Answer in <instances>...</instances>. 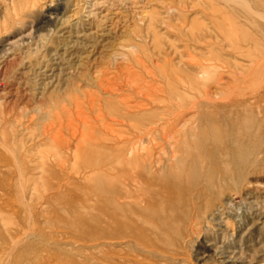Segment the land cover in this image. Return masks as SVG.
<instances>
[{
  "label": "rangeland",
  "instance_id": "obj_1",
  "mask_svg": "<svg viewBox=\"0 0 264 264\" xmlns=\"http://www.w3.org/2000/svg\"><path fill=\"white\" fill-rule=\"evenodd\" d=\"M173 159L211 192L194 239L111 246L109 214L144 195L123 161L149 178ZM214 204L231 213L212 250ZM121 262L264 264V0H0V264Z\"/></svg>",
  "mask_w": 264,
  "mask_h": 264
},
{
  "label": "bare ground",
  "instance_id": "obj_2",
  "mask_svg": "<svg viewBox=\"0 0 264 264\" xmlns=\"http://www.w3.org/2000/svg\"><path fill=\"white\" fill-rule=\"evenodd\" d=\"M56 9V11H58L59 8ZM51 21V13L48 12L47 15L43 13L41 14L38 25H43L46 22ZM69 34L71 35V32H67L65 35ZM74 47H77L76 44ZM148 96L154 98L150 93ZM140 131L141 130L139 129L138 132L140 133ZM141 150L143 151L144 149L141 147ZM131 152L129 153V157L131 156ZM133 153L134 155L132 158L137 159L139 156L137 151H134ZM146 153L147 152H144V154ZM151 157L152 156L150 155V158ZM140 159H143V156ZM178 164L179 163L176 164L173 159V161L171 160L167 166L162 165L160 167L158 171H160L161 176L159 174H153V171H149L148 175H150V177L148 178V176L144 174V168L141 167L140 164L133 163L131 165V163H124L123 161L120 179H122V182L125 185L133 187L138 194L144 195L139 197L137 204H135L137 211L127 212L125 216L109 214L112 220L110 227H113V231H111V233L108 235L109 239L113 240L111 246L122 247L123 244H128L133 247V245L138 244L143 248L142 252L146 256L156 257L155 255H158L157 257L161 258L163 256V258H167L171 255L166 250L168 246H173L175 248L181 247V249H183L185 244L191 242L194 239L196 233H198L196 226L201 222L199 214L200 210H202V206H200L201 204L199 202L201 200H207V195L210 190L207 189V186L203 187L206 184L200 185L197 184V182L192 183L189 181V177L186 175V172H189L192 167H182L181 164ZM163 174L165 176H163ZM167 174H173L175 178L176 176L179 177V175L182 174L183 181L176 183V179L166 178L168 177ZM206 178L208 177L205 176V179L202 180L206 181ZM159 190L166 191L165 194L168 195H164L167 197V199L164 198L163 201L168 200V202L163 207H161L160 212L156 209H153L156 207L157 202L161 199V195L158 193ZM206 200L205 202H207ZM209 209L203 213V216L210 217L209 223L215 222L216 229L212 231L215 232V238L207 242L205 246L206 248L213 250V248L217 247L215 246L216 240L218 241L223 236L224 232L226 233V231H229L230 224L228 219L229 217H227V215H230L231 212L227 210L225 204H214L212 207H209ZM250 220L251 216L242 215L239 220H236L238 221V224L236 223L237 226L234 230L236 235H240L243 237V239L246 238L247 242L250 241V239L253 237V234L256 232L255 230H257V227L254 224L250 226ZM172 233H177L180 240H173L170 236ZM127 240H129V242ZM175 243L178 245L175 246ZM230 244L232 245V243ZM226 249L229 250L231 248L228 247ZM225 251L223 253H225ZM225 259H229V257H226ZM120 260L122 261L125 259ZM121 264L124 263L121 262Z\"/></svg>",
  "mask_w": 264,
  "mask_h": 264
}]
</instances>
